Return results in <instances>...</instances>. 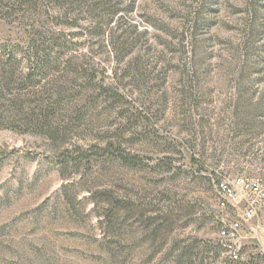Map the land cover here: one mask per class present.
<instances>
[{
	"label": "rangeland",
	"instance_id": "374dc122",
	"mask_svg": "<svg viewBox=\"0 0 264 264\" xmlns=\"http://www.w3.org/2000/svg\"><path fill=\"white\" fill-rule=\"evenodd\" d=\"M110 30L133 44L120 61ZM51 38L66 47L21 88ZM126 64L125 98L94 93L92 77L116 88ZM0 83L2 115L68 91L49 104L51 130L0 126V264H264L253 223L237 260L224 248L217 231L235 217L216 190L235 177L264 188V0H0Z\"/></svg>",
	"mask_w": 264,
	"mask_h": 264
},
{
	"label": "trees",
	"instance_id": "16d2710c",
	"mask_svg": "<svg viewBox=\"0 0 264 264\" xmlns=\"http://www.w3.org/2000/svg\"><path fill=\"white\" fill-rule=\"evenodd\" d=\"M110 18V17H109ZM112 19H107L106 23L110 24ZM90 24L88 25L87 34L89 36H102L104 28L100 23H98L96 20H90ZM73 26V25H71ZM109 39V45L111 47V51L114 55V57L117 59V61H120L122 58L128 55L130 49L129 45H133L132 43L127 42V40H124V35H115L111 30L108 35ZM61 38H51V41H49V44L47 46L40 45L37 46V49H40L41 55L40 58L37 61H34L32 64H30L27 68V73H25L24 76L21 77L20 80V87L23 89H29L31 91L34 90V88L41 83L42 79L46 77L47 70L50 69L51 66V60H58V58L50 59L51 54L53 51H58L60 49H64L66 46L63 44H60L59 40ZM50 40V38H49ZM59 43V44H58ZM37 53V52H36ZM38 54V53H37ZM6 57V61L4 62L5 70H7V73L5 75V83L6 86L11 80H14L16 66L18 65V62L14 64L13 62V55L12 53H6L4 55ZM13 62V63H12ZM68 67L70 66L67 65ZM87 68H83L82 71L85 72ZM132 69V64H126L123 66V68L120 69L118 72L115 70L113 76L116 81V88L111 87L109 85H104L102 82L103 80H98L95 76V78L92 77V80L96 81L95 90L94 93L97 95L104 96L105 100L108 102H111L112 100L116 99H123L125 98L124 94L119 92V88L117 85L120 84L125 79H128L129 77V71ZM67 70V69H66ZM82 71H75V76H72L74 79L77 77H82ZM74 75V74H73ZM1 84V83H0ZM53 93L50 94V96H54L55 100L48 101L47 105L44 106L42 101H33L32 104L28 105L20 100H13L9 101L7 103V107L5 106L6 114L2 115L0 114V126H3V121H8V128L12 131H29V129H33V131H39L43 132L44 130H51L52 125L49 124V114L47 112L49 108V104L53 103H59L61 100H64L66 97H68V91L65 89V86H59L55 87L54 90H52ZM34 92V91H33ZM33 95V94H32ZM123 101V100H122ZM236 101L240 104V98H237ZM38 112V113H37ZM54 115H51V118ZM237 119L239 117H236ZM20 120V126H18V129L15 127H12V125L15 124V121ZM63 126H60L59 128H63ZM43 130V131H42ZM237 132L236 130L234 133ZM261 132H264V129H262ZM49 134V132H47ZM49 136H52L49 134Z\"/></svg>",
	"mask_w": 264,
	"mask_h": 264
},
{
	"label": "built area",
	"instance_id": "2783aa9c",
	"mask_svg": "<svg viewBox=\"0 0 264 264\" xmlns=\"http://www.w3.org/2000/svg\"><path fill=\"white\" fill-rule=\"evenodd\" d=\"M259 186L260 182L250 184L241 177L219 181L216 185L220 209H230L235 217L224 222L217 231L218 237L225 242L224 248L234 260L239 258L235 246L244 225L253 223V229L264 239V188L259 190Z\"/></svg>",
	"mask_w": 264,
	"mask_h": 264
}]
</instances>
